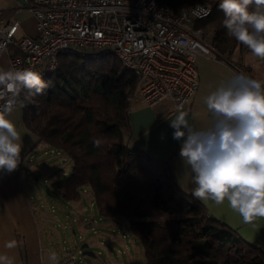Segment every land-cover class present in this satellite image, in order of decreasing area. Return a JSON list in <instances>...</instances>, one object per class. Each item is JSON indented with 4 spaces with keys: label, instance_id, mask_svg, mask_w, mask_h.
<instances>
[{
    "label": "trees",
    "instance_id": "16d2710c",
    "mask_svg": "<svg viewBox=\"0 0 264 264\" xmlns=\"http://www.w3.org/2000/svg\"><path fill=\"white\" fill-rule=\"evenodd\" d=\"M177 10L204 0H159ZM210 14L196 19L217 58L244 47L227 35L224 14L210 0ZM43 95H20L23 120L50 148L72 161L66 179L52 187L66 201L88 188L100 215L127 220L141 244L144 264H264V250L245 242L211 217L201 202L173 181L168 159L129 146V96L138 77L113 56L80 59L63 55L44 79ZM100 146L94 147L93 141ZM152 211L164 219L152 218Z\"/></svg>",
    "mask_w": 264,
    "mask_h": 264
},
{
    "label": "built area",
    "instance_id": "2783aa9c",
    "mask_svg": "<svg viewBox=\"0 0 264 264\" xmlns=\"http://www.w3.org/2000/svg\"><path fill=\"white\" fill-rule=\"evenodd\" d=\"M197 4L210 8L199 2L174 10L159 0H25L35 34L16 37L18 22H5L0 9V56L7 54L9 69H32L42 80L63 55L113 56L138 77L129 103L169 101L178 110L198 87L196 55L217 58L194 27L200 19L191 14ZM75 255L66 250L57 264H77Z\"/></svg>",
    "mask_w": 264,
    "mask_h": 264
},
{
    "label": "clouds",
    "instance_id": "9594fccd",
    "mask_svg": "<svg viewBox=\"0 0 264 264\" xmlns=\"http://www.w3.org/2000/svg\"><path fill=\"white\" fill-rule=\"evenodd\" d=\"M218 9L227 35L264 60V0H219ZM210 11L197 4L191 14L203 18ZM48 87L32 69L0 68V171L14 172L21 162V135L8 118L21 93L36 97ZM205 104L211 123L204 129L190 125L184 111L170 121L173 139L183 141L180 157L193 174L191 195L205 204L227 200L246 224L264 218V81L234 74ZM93 145L99 147L100 141ZM5 247H16V241ZM48 259L57 264L54 251ZM0 264H15V258L0 254Z\"/></svg>",
    "mask_w": 264,
    "mask_h": 264
},
{
    "label": "crops",
    "instance_id": "0c3cea01",
    "mask_svg": "<svg viewBox=\"0 0 264 264\" xmlns=\"http://www.w3.org/2000/svg\"><path fill=\"white\" fill-rule=\"evenodd\" d=\"M204 1L208 3L210 0ZM215 1L219 4V0ZM0 9L3 10L5 22H18L16 37L35 34V20L24 3L18 0H0ZM205 41L209 44V39ZM227 58L229 62L218 58H208L201 54L195 57L198 87L185 107L178 110L186 112L189 124L197 129H204L211 123L206 111L205 98L227 84L234 74H244L264 81V60L254 57L245 46L235 48L227 55ZM0 68L9 70L6 53L0 56ZM178 110L172 109L169 101L143 106L131 102L129 104V146L142 150L151 158L168 159L177 188L183 194L192 196L191 189L195 187L192 183L193 174L190 167L180 157L183 141L173 139L174 129L170 127V121L175 119ZM8 118L17 126L21 135L22 147L21 162L18 168L11 173L0 171V254L14 257L15 264H49V252L54 251L50 249V245L56 240L52 234L55 230L47 221L51 218L48 212L40 210L28 196L25 184L27 183L28 186L33 184V179L28 177L34 174L33 169L35 168L44 173L55 172L54 165L57 163L53 164L45 158L47 149H54L43 143L27 127L23 120L21 102L15 105ZM27 180L29 182H26ZM55 181L58 180L51 181L50 185L52 186ZM82 192L86 193L87 188H83ZM80 198L73 201H66L62 198L66 202L65 210L73 216L71 223H75L76 228L81 230L91 229L93 233L95 230L100 231L112 240L114 236L118 238V235L113 232L119 231L117 223L124 224V218H108L98 212L100 216L98 220L86 219L82 214L86 206L83 202H79ZM201 203L211 217L233 229L245 242L259 245L264 250V218L258 217L246 224L242 217L231 209L227 200L221 205H215L211 201L207 204ZM121 237L124 238L125 235ZM78 238L82 240L83 236L79 234ZM12 240L16 241V247L6 248V242ZM63 247L65 246L54 251L58 259L63 254Z\"/></svg>",
    "mask_w": 264,
    "mask_h": 264
},
{
    "label": "rangeland",
    "instance_id": "374dc122",
    "mask_svg": "<svg viewBox=\"0 0 264 264\" xmlns=\"http://www.w3.org/2000/svg\"><path fill=\"white\" fill-rule=\"evenodd\" d=\"M46 152L45 158L53 164L57 163V165H54L55 172L44 173L35 168L36 170L33 169L34 174L28 177L33 179V184L28 186L26 183L25 186L28 196L34 201V205L42 211H47L51 217L47 221L54 227L55 231L52 234H54L56 240L50 245V249L60 250L61 246L64 245L62 252L72 250L76 254L77 264H144L142 246L129 233L126 219H123L124 224L117 223L119 231L113 232V234H117L118 238L114 236L113 240L100 231L95 230L93 233L91 229L81 230L76 228L75 223H71V217L73 216L65 210L66 202L50 183L54 180L66 179L71 173L72 161L62 152L57 153L56 150L51 149H47ZM46 187L49 188V192L46 191ZM79 202H83L86 206L82 212L86 219H99L100 216L94 203V197L88 188L86 193L81 192ZM152 218L164 219V217L158 216L155 211H152ZM79 234L83 236L82 240L78 238ZM122 235H125V237L122 238ZM82 243H86L87 247L80 248ZM84 249H87L93 255L82 254Z\"/></svg>",
    "mask_w": 264,
    "mask_h": 264
},
{
    "label": "water",
    "instance_id": "95a60500",
    "mask_svg": "<svg viewBox=\"0 0 264 264\" xmlns=\"http://www.w3.org/2000/svg\"><path fill=\"white\" fill-rule=\"evenodd\" d=\"M19 2H21V3H25V0H18ZM46 191L47 192H49V188L48 187H46ZM87 247V244L86 243H82L81 245H80V248H86ZM82 254H86V255H93L90 251H88L87 249H84L83 251H82Z\"/></svg>",
    "mask_w": 264,
    "mask_h": 264
}]
</instances>
